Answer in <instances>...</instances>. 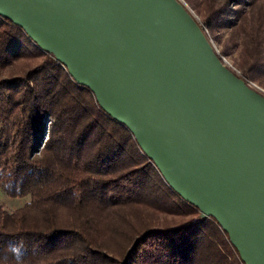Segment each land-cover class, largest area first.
Listing matches in <instances>:
<instances>
[{"label":"trees","instance_id":"obj_1","mask_svg":"<svg viewBox=\"0 0 264 264\" xmlns=\"http://www.w3.org/2000/svg\"><path fill=\"white\" fill-rule=\"evenodd\" d=\"M184 1L209 37L227 30L221 54L263 86L264 0ZM0 189L29 197L0 205V264H244L93 92L2 16Z\"/></svg>","mask_w":264,"mask_h":264},{"label":"water","instance_id":"obj_2","mask_svg":"<svg viewBox=\"0 0 264 264\" xmlns=\"http://www.w3.org/2000/svg\"><path fill=\"white\" fill-rule=\"evenodd\" d=\"M0 16L93 92L244 264H264V95L181 0H0Z\"/></svg>","mask_w":264,"mask_h":264},{"label":"rangeland","instance_id":"obj_3","mask_svg":"<svg viewBox=\"0 0 264 264\" xmlns=\"http://www.w3.org/2000/svg\"><path fill=\"white\" fill-rule=\"evenodd\" d=\"M186 6L187 8L189 9V11L192 13V15L195 17V19L199 22V16L198 14L184 1V0H181ZM226 32L227 30L226 29H223V30H220L219 32L215 33V34H220V37H221V41L217 40L216 39V36H214V34H210V37L208 36L207 32V36L209 37L211 43L220 51H222V48H223V40L225 39L226 37ZM228 60L229 62H231V64H233L235 66V53H232V54H223ZM263 87H264V84H263ZM50 126V118H47V121H46V131H48V128ZM45 131V135L43 137V140L42 142H44V140L47 138V133ZM42 144V143H41ZM40 148H41V145H40ZM29 200V197L28 196H23V197H11V196H7L5 195V193L0 189V205L2 207H4L5 209L7 210H15L21 206H23L27 201Z\"/></svg>","mask_w":264,"mask_h":264},{"label":"built area","instance_id":"obj_4","mask_svg":"<svg viewBox=\"0 0 264 264\" xmlns=\"http://www.w3.org/2000/svg\"><path fill=\"white\" fill-rule=\"evenodd\" d=\"M214 50L217 52L218 56L221 58L222 62L229 68L231 69L236 75L243 77L239 71V69L234 66L233 64H231V62H229V60L220 53V51L213 45ZM247 83L248 86H250L251 88L255 89L256 91H258L259 93H261L262 95H264V87L259 85L257 82L252 81L250 79H247L245 77H243Z\"/></svg>","mask_w":264,"mask_h":264}]
</instances>
